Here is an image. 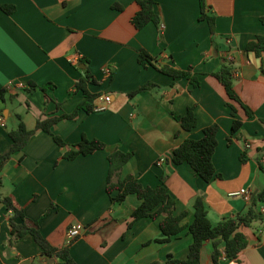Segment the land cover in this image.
I'll list each match as a JSON object with an SVG mask.
<instances>
[{"label": "crops", "instance_id": "crops-1", "mask_svg": "<svg viewBox=\"0 0 264 264\" xmlns=\"http://www.w3.org/2000/svg\"><path fill=\"white\" fill-rule=\"evenodd\" d=\"M154 1L160 26L150 22L136 30L131 24L137 11L133 0H0V90H6L0 98V153L11 145L8 131L16 128L17 114L31 130L39 115L71 113L83 99L75 83L86 71L95 80L87 88L111 97L106 108L79 110L76 118L61 119L51 127L66 147L38 129L0 170V197H10L22 210L24 222H36L51 246H67L75 264H164L169 256L184 259L197 196L203 197L207 217L216 224L246 213L264 188V53L256 56L245 48L264 33V0H204L208 15L214 17V34L207 21L199 19V0ZM3 5L12 11L5 12ZM140 49L159 64L189 69L198 85L142 66ZM223 60L232 67L234 89L252 111L250 117L236 102V116L226 106L227 94L212 75ZM105 66L109 77L103 73ZM147 82L157 86L128 96ZM29 88L34 89L27 92ZM20 91L22 108L16 107ZM189 108L196 124L185 130L177 116ZM233 118L242 122L234 133ZM213 123L218 132L212 161L219 177L206 182L188 163L176 164L171 158L184 139L201 138ZM82 136L100 140L105 148L62 158ZM115 149L131 154L119 178L131 174L150 187L164 183L175 201L173 214L186 212L179 234L164 240L159 219L132 221V211L140 203L134 194L117 202L111 198L116 191L107 193V156ZM243 188L250 197L254 193L250 201L229 195ZM255 208L262 220L240 229L247 246L235 259L222 255L220 264H264V196ZM11 215L0 201V264H57L56 258L42 254L30 234L10 242ZM73 223L85 229L67 245L65 233ZM211 252L212 244L206 241L200 264H213Z\"/></svg>", "mask_w": 264, "mask_h": 264}, {"label": "trees", "instance_id": "trees-1", "mask_svg": "<svg viewBox=\"0 0 264 264\" xmlns=\"http://www.w3.org/2000/svg\"><path fill=\"white\" fill-rule=\"evenodd\" d=\"M137 5V11L131 17V24L136 30L143 28L148 23H153L160 26V17L156 12L154 0H133ZM200 14L199 19H205L209 25L211 34H214V17L208 15L204 0H199ZM120 8L119 4L115 5ZM5 12H11L12 7L3 5L1 7ZM264 22V18L261 19ZM246 50L253 52L256 56L264 53V33L258 34L254 39L246 44ZM138 63L144 67L150 65L158 71L175 77H185L194 85H198V80L190 73V70L176 69L168 64H159L157 58L150 55L145 49L138 51ZM212 75L223 86L229 102L226 106L230 110L232 116H236L237 109L232 102H236L243 108L248 117L252 116V111L240 99L239 95L233 86V70L231 65L223 60L217 70L212 72ZM88 82H95L93 76L86 71L85 74L79 77L75 83V90L83 93V99L77 104L76 108L71 113H62L60 115L42 117L38 116L35 127L31 130L25 127L21 116L16 115L18 124L15 129L9 130L8 135L11 139V145L5 152L0 153V170L10 159V157L20 151L28 142L29 138L38 130L41 129L52 135L53 140L62 147H66L65 142L57 135L53 134L51 127L61 119H74L77 117L79 110L86 113H91L96 110V100L101 95L100 92L93 93L87 88ZM157 85L153 82H147L138 89L128 93L129 97L134 94L149 91ZM34 88L27 89V92H32ZM43 92H46V86L41 87ZM5 88L0 90V98L4 99ZM13 98V95H8ZM28 106V102H27ZM181 123V127L185 130L192 129L196 124V119L192 109L189 108L184 116H177ZM242 122L233 118L231 132L234 133L239 129ZM218 125L213 123L203 129V136L199 139H184L172 153V161L176 164L186 162L194 170L195 174L208 182L219 177L213 165L212 157L217 146ZM230 140V136L228 137ZM105 144L97 139H88L82 136L81 140L67 148L62 154L64 159H74L78 155H86L97 150H103ZM131 154L115 149L108 154L107 159L109 168L107 173L106 191L110 195L113 191L116 194L111 198L114 201L121 202L129 194H134L140 201L139 205L132 211V221L142 217H150L159 219V228L164 235V240L176 236L183 229L181 220L186 212L179 215H174L172 212L175 201L170 196L167 187L161 183L155 187L145 186L141 184L133 175L129 174L119 178L118 174L121 167L129 160ZM242 160V157H241ZM114 178H116L114 180ZM264 188L256 194L251 200V206L246 213H237L234 216L225 217L216 224H212L208 217L205 208V203L202 196H197L192 204L193 220L187 226L188 233L191 236V243L188 248L187 256L184 259H174L169 256L164 264H200L201 251L206 241L212 244L211 258L213 264H220L222 255L229 260L235 259L239 252L244 249L248 240L246 235L240 230L241 227H250L254 222L262 220L261 214L255 208L257 203L263 199ZM0 201L11 210L12 215L8 219L10 230V242L17 241L25 234H30L35 242L41 248L42 254L49 258H56L57 264H75L74 260L68 252V248H57L51 246L48 241L40 234L36 222H24V215L10 197H0ZM20 219L23 222H17ZM131 221V222H132ZM129 222L128 225L131 224ZM222 248V250H221ZM223 252V254H222ZM149 264H160L151 262Z\"/></svg>", "mask_w": 264, "mask_h": 264}, {"label": "built area", "instance_id": "built-area-1", "mask_svg": "<svg viewBox=\"0 0 264 264\" xmlns=\"http://www.w3.org/2000/svg\"><path fill=\"white\" fill-rule=\"evenodd\" d=\"M103 73L105 74L106 77L110 76V70L108 67L103 68ZM111 102V97L107 94L100 95L97 100H96V110H101L106 108L109 103ZM249 147V143H245V148ZM229 195H241L244 200L250 201L251 197L249 194V191L245 188L240 189L239 191L236 192H231ZM84 226L80 223H73L71 224L65 233V243L67 245L71 244L83 231H84Z\"/></svg>", "mask_w": 264, "mask_h": 264}, {"label": "rangeland", "instance_id": "rangeland-1", "mask_svg": "<svg viewBox=\"0 0 264 264\" xmlns=\"http://www.w3.org/2000/svg\"><path fill=\"white\" fill-rule=\"evenodd\" d=\"M23 96H24V92L20 91V96L16 98V107L22 108L23 105H20V104H23V100H22ZM19 106H21V107H19ZM248 229H250V228H248Z\"/></svg>", "mask_w": 264, "mask_h": 264}, {"label": "water", "instance_id": "water-1", "mask_svg": "<svg viewBox=\"0 0 264 264\" xmlns=\"http://www.w3.org/2000/svg\"><path fill=\"white\" fill-rule=\"evenodd\" d=\"M253 196H254V193L252 194L251 198H253Z\"/></svg>", "mask_w": 264, "mask_h": 264}]
</instances>
